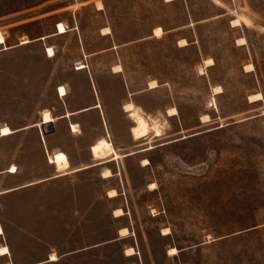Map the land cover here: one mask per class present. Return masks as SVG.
Wrapping results in <instances>:
<instances>
[{
    "label": "rangeland",
    "instance_id": "374dc122",
    "mask_svg": "<svg viewBox=\"0 0 264 264\" xmlns=\"http://www.w3.org/2000/svg\"><path fill=\"white\" fill-rule=\"evenodd\" d=\"M0 32V192L35 184L0 196V264H264V0H0Z\"/></svg>",
    "mask_w": 264,
    "mask_h": 264
},
{
    "label": "bare ground",
    "instance_id": "6f19581e",
    "mask_svg": "<svg viewBox=\"0 0 264 264\" xmlns=\"http://www.w3.org/2000/svg\"><path fill=\"white\" fill-rule=\"evenodd\" d=\"M58 31H59V34L60 35H63L65 33H67V30L65 28V26L63 24H59L58 26ZM163 32L160 28L156 29L155 30V34L157 35H161ZM28 41H25L24 44H27ZM182 43V42H181ZM184 43V42H183ZM5 44V39L2 35V33L0 32V46L1 45H4ZM54 50L51 49V48H48V51H47V55L48 57H54ZM85 65V64H84ZM82 64V66L79 68V70H83V69H86L85 66ZM212 66V65H211ZM116 69V72L119 73L121 71V67H117L115 68ZM158 85L156 82H152L150 84V87L153 89V88H156ZM58 94H60L61 98H64L67 96V92L65 90V88L63 87H60L59 90H58ZM256 99V97H255ZM99 106H97L96 108H98ZM124 110L125 112H127L129 114V117L133 120L135 126L131 129V134L133 136V138L135 140H142L144 138H146L147 136H149L152 132H155V136L156 137H160L161 136V127H159L157 125V123L153 124H150V121L143 116L142 114V111L135 107L134 104L132 103H128L124 106ZM177 114V110L176 109H171L168 111V115L170 117H173ZM66 117H70V113L67 114ZM55 119L53 117V115L51 114L50 111L46 110V111H43L42 113V123L43 124H46V123H52L54 122ZM48 124V125H49ZM52 127V126H51ZM76 125L74 124H71V130L76 133L77 130H76ZM13 134V131L9 128V127H4L1 129L0 131V138H3V137H8L10 135ZM110 147V144L107 140L105 139H102V140H99L97 143H95L90 151L93 155V157L96 159V160H103V159H106L107 158V149ZM121 156L120 155H115V158L113 160H117L119 159ZM50 159H51V163L54 164V165H57V167L60 169V170H63V169H66L67 167V164H68V160H67V157L65 156V154L63 153H56L52 156H50ZM144 162L147 163V160H144ZM79 171V170H77ZM17 171L15 169V167H13L12 170L8 171L9 174H15ZM105 175L107 177H109L111 175L110 171H106ZM112 194H115L116 192L115 191H112L111 192ZM116 213L121 216L122 215V211L121 210H117ZM117 215V216H118ZM127 232L126 229L122 230V233H125ZM4 232L2 230V228H0V237L3 236ZM172 252H175L176 250L173 249L171 250ZM134 254V250L133 249H128L127 250V256H132ZM10 255V250L7 248V247H4V248H1L0 249V257H5V256H8ZM57 261V256L56 255H51L50 256V261L49 262H55Z\"/></svg>",
    "mask_w": 264,
    "mask_h": 264
},
{
    "label": "crops",
    "instance_id": "0c3cea01",
    "mask_svg": "<svg viewBox=\"0 0 264 264\" xmlns=\"http://www.w3.org/2000/svg\"><path fill=\"white\" fill-rule=\"evenodd\" d=\"M60 24V23H59ZM64 25V24H63ZM157 28H159V27H157ZM162 29V28H161ZM57 31H58V27H57ZM155 31V30H154ZM163 31V30H162ZM65 34H67V33H65ZM54 35H60L59 34V31H58V33L57 34H54ZM64 35V34H63ZM104 36L105 35H108V34H103ZM154 36H155V34H154ZM156 37V36H155ZM160 38V37H159ZM41 41L42 40H45V38H42V39H40ZM48 48L49 47H47L46 48V53H47V50H48ZM51 48H53V47H51ZM54 49V48H53ZM55 52V51H54ZM47 55V54H46ZM55 56H56V54H55ZM48 57V56H47ZM48 58H51V57H48ZM54 58V57H53ZM116 66H120V65H116ZM115 66V67H116ZM87 69V68H86ZM82 71H84V70H82ZM122 71V70H121ZM120 71V72H121ZM119 72V73H120ZM59 90V89H58ZM59 95V97L61 98V96H60V94H58ZM67 97V96H66ZM100 103V102H99ZM99 103H96L95 105H93V106H90V107H88V108H85V109H82V110H74V111H72V112H67L66 114H68V113H70V117L72 116V115H77V114H81V113H84V112H87V111H91V110H101L100 108H96V106L99 104ZM102 106V105H101ZM102 111V113H103V109L101 110ZM66 114L64 115V116H62L61 118H68V117H65L66 116ZM69 117V118H70ZM55 119V118H54ZM104 123L103 124H105V127H107V122H106V120H105V118H104V121H103ZM49 123H46V124H43L42 123V119H41V123L40 124H35V127H40V130H41V132H42V134L43 135H49V134H51V133H53L54 132V130H53V122L52 123H50L49 125H50V127L48 128V133L46 134V133H44V131H43V125H48ZM71 124H73V123H71ZM71 124H70V128H71ZM75 125V124H74ZM52 126V127H51ZM6 127V126H5ZM2 129V128H1ZM25 129H29V127H26V128H24V130ZM14 132V131H13ZM14 134V133H13ZM12 134V135H13ZM11 135V136H12ZM10 137V136H9ZM4 138H7V137H4ZM0 139H2V138H0ZM46 142V140L44 139V138H41V142ZM45 145H46V147H47V142L45 143ZM48 149V148H47ZM56 153V152H55ZM48 154H51L50 152H49V150H47V154H46V156H47V162H48V164L50 165V163H49V161H48ZM53 154V153H52ZM66 154V153H65ZM67 155V154H66ZM68 156V155H67ZM70 160V159H69ZM70 165H71V163H70ZM50 166H53V165H50ZM97 166H100V165H94L93 167H97ZM12 167L13 166H11V168H9L8 170H5V171H0V176L1 175H4V174H8V173H6V171H10L11 169H12ZM54 167V166H53ZM89 168H92L91 166L89 167ZM88 168V169H89ZM17 169V168H16ZM56 169V168H55ZM57 170V169H56ZM86 170V169H85ZM82 171H84V170H82ZM57 172H58V170H57ZM79 172H81V171H79ZM72 173H78V172H72ZM17 174V173H16ZM15 174V175H16ZM69 174H71V173H69ZM69 174H67V175H69ZM9 175H12V176H15V175H13V174H9ZM67 175H64V174H61L60 172H58V174L57 175H55V176H53V177H51L49 180H55V179H59V178H61V177H65V176H67ZM33 185H35L34 183H30V184H27V185H22V186H17V187H13V188H8V189H5V190H2L0 193H2V194H0V196H4V195H7V194H10V193H13V192H15V191H18V190H21V189H24V188H27V187H30V186H33ZM4 192V193H3ZM6 192V193H5ZM118 209V208H117ZM117 209H115V210H117ZM114 210V211H115ZM3 229V228H2ZM122 229V228H121ZM120 229V230H121ZM120 230H118V231H120ZM4 231V230H3ZM4 236H5V231H4ZM9 249H10V252L12 251L11 250V248L9 247V246H7ZM12 254H13V252H11V256H6V257H10V258H13L14 256H12ZM51 254H55V253H51ZM50 254V255H51ZM49 255V256H50ZM56 255V254H55ZM49 256H48V258L47 259H40L38 262H35V263H32V264H50V263H56V262H58V260L56 261V262H49ZM57 256V255H56ZM58 257V256H57ZM14 260H15V258H14ZM10 264H14V262H11Z\"/></svg>",
    "mask_w": 264,
    "mask_h": 264
},
{
    "label": "water",
    "instance_id": "95a60500",
    "mask_svg": "<svg viewBox=\"0 0 264 264\" xmlns=\"http://www.w3.org/2000/svg\"><path fill=\"white\" fill-rule=\"evenodd\" d=\"M50 127V125H43V131H44V133H48V128Z\"/></svg>",
    "mask_w": 264,
    "mask_h": 264
}]
</instances>
